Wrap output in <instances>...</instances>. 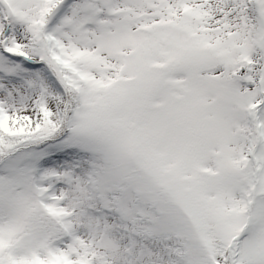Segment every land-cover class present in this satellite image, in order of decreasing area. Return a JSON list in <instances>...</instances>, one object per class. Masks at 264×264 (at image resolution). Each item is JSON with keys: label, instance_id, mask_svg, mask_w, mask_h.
<instances>
[{"label": "snow or ice", "instance_id": "1", "mask_svg": "<svg viewBox=\"0 0 264 264\" xmlns=\"http://www.w3.org/2000/svg\"><path fill=\"white\" fill-rule=\"evenodd\" d=\"M0 264H264V0H0Z\"/></svg>", "mask_w": 264, "mask_h": 264}]
</instances>
